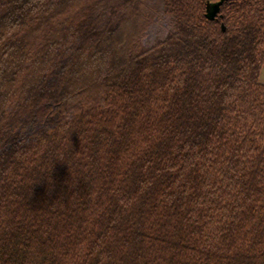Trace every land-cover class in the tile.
<instances>
[{
	"label": "trees",
	"instance_id": "obj_1",
	"mask_svg": "<svg viewBox=\"0 0 264 264\" xmlns=\"http://www.w3.org/2000/svg\"><path fill=\"white\" fill-rule=\"evenodd\" d=\"M204 11L0 0V264H264V0Z\"/></svg>",
	"mask_w": 264,
	"mask_h": 264
},
{
	"label": "rangeland",
	"instance_id": "obj_2",
	"mask_svg": "<svg viewBox=\"0 0 264 264\" xmlns=\"http://www.w3.org/2000/svg\"><path fill=\"white\" fill-rule=\"evenodd\" d=\"M149 1H150V3H153L156 0H149ZM210 1H216V0H210ZM224 1H226V0H224ZM155 4L156 3H154V6H155ZM218 15H220L219 12H218ZM165 33H166V28L164 26L163 19H161V17H158L148 26L143 39L146 42H152L155 38L162 37ZM259 79L261 82L264 83V67L261 69Z\"/></svg>",
	"mask_w": 264,
	"mask_h": 264
},
{
	"label": "water",
	"instance_id": "obj_3",
	"mask_svg": "<svg viewBox=\"0 0 264 264\" xmlns=\"http://www.w3.org/2000/svg\"><path fill=\"white\" fill-rule=\"evenodd\" d=\"M224 0H216V1H210V0H206L205 1V11H204V16L207 19H214L219 12V8L221 3ZM221 27L223 28V25L221 24Z\"/></svg>",
	"mask_w": 264,
	"mask_h": 264
}]
</instances>
